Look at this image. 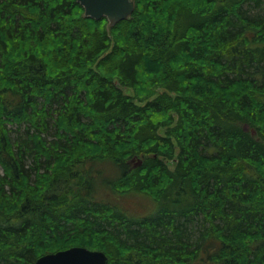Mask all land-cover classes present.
I'll use <instances>...</instances> for the list:
<instances>
[{
    "label": "trees",
    "instance_id": "obj_1",
    "mask_svg": "<svg viewBox=\"0 0 264 264\" xmlns=\"http://www.w3.org/2000/svg\"><path fill=\"white\" fill-rule=\"evenodd\" d=\"M84 11L0 0V264H264V0Z\"/></svg>",
    "mask_w": 264,
    "mask_h": 264
},
{
    "label": "water",
    "instance_id": "obj_2",
    "mask_svg": "<svg viewBox=\"0 0 264 264\" xmlns=\"http://www.w3.org/2000/svg\"><path fill=\"white\" fill-rule=\"evenodd\" d=\"M85 9V16L108 19V27L119 20L129 19L136 0H77ZM106 257L100 250L74 246L56 253L42 255L36 264H105Z\"/></svg>",
    "mask_w": 264,
    "mask_h": 264
},
{
    "label": "rangeland",
    "instance_id": "obj_3",
    "mask_svg": "<svg viewBox=\"0 0 264 264\" xmlns=\"http://www.w3.org/2000/svg\"><path fill=\"white\" fill-rule=\"evenodd\" d=\"M151 70V69H150ZM151 72H152V70H151ZM158 77H160V75L158 76ZM157 77V78H158ZM150 84V83H149ZM149 84H147L146 85V87L149 85ZM161 85H159V86H157V88H156V92H155V94L153 95V96H151V98H154V97H156L157 96V92H162L163 91V86L162 85H164V83H160ZM121 87V89L123 90V92H125L126 94H129V95H131V96H137V92H140V93H142L144 90V87L143 88H141L142 86H139L137 89H136V91L134 90V89H131V88H128V87H122V86H120ZM138 97V96H137ZM135 98V100L138 102V99L136 98V97H134ZM163 121H165V120H163ZM175 123H176V121H177V117H175ZM160 133L161 134H163V135H165L166 133H167V130L165 131V129H164V126H161V129H160ZM53 137V135H50L49 136V138H52ZM177 156V155H176ZM175 156V157H176ZM103 157V156H102ZM140 158H142L143 159V155H141V156H139ZM174 159H172V158H169V162L170 161H173ZM131 162V164H133V162L135 161V160H133V158H132V160H130ZM168 161H167V163H169ZM171 168H173V164H171V163H169L168 164ZM0 173H4L3 172V167L1 166V164H0ZM147 196H149V195H144V194H132V198H131V200L129 201V204H131L135 209H136V212H137V214L138 215H146V214H148V213H150L151 212V210L153 211V210H155V204L153 203V200H152V198H148Z\"/></svg>",
    "mask_w": 264,
    "mask_h": 264
},
{
    "label": "bare ground",
    "instance_id": "obj_4",
    "mask_svg": "<svg viewBox=\"0 0 264 264\" xmlns=\"http://www.w3.org/2000/svg\"><path fill=\"white\" fill-rule=\"evenodd\" d=\"M135 8H136V5H135ZM135 8H134V10H135ZM134 12V11H133ZM133 14V13H132ZM85 15V14H84ZM88 17V16H87ZM131 17H132V15H131ZM130 17V18H131ZM129 18V19H130ZM122 20H124V19H122ZM119 21H121V20H119ZM118 21V22H119ZM109 22V21H108ZM117 22V23H118ZM116 24V23H115ZM114 24V25H115ZM114 25H111L110 26V28L112 27V26H114ZM110 28H109V30H110ZM121 84V83H120ZM157 91V90H156ZM157 95H158V92H157ZM153 96V95H152ZM152 99V98H151ZM149 100V99H148ZM251 133H252V135L255 137V136H257V130L255 129V128H251ZM258 139H260V137H257ZM134 157V156H133ZM129 160H130V158H129ZM128 160V161H129ZM132 160V159H131ZM133 160H135L134 162H135V164L134 165H141L142 163H143V159L142 158H140V157H138V156H135L134 158H133ZM169 162V161H168ZM169 163H171V164H175V160H173V161H170ZM168 163V164H169ZM130 164V163H129ZM131 165V164H130ZM75 246H81L82 247V245H75ZM72 247H74V246H71V247H69V248H72ZM83 247H87V246H83ZM87 248H89V249H91V250H100V249H98V248H96V249H93V248H90V247H87ZM66 249H68V248H66ZM61 250H65V249H61ZM61 250H58V251H61ZM100 251H102V253H103V255L106 257V259H105V264H107V260H109V258H108V255L106 254V251H103V250H100ZM57 251H55V252H49V253H56ZM47 254V253H46ZM44 255V254H43ZM40 257H42V256H40ZM40 257H38L37 258V260L35 261V263L34 264H36L37 263V261L40 259Z\"/></svg>",
    "mask_w": 264,
    "mask_h": 264
}]
</instances>
